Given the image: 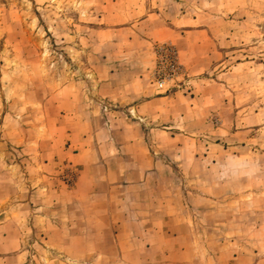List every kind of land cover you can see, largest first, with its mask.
Segmentation results:
<instances>
[{
  "label": "rangeland",
  "instance_id": "374dc122",
  "mask_svg": "<svg viewBox=\"0 0 264 264\" xmlns=\"http://www.w3.org/2000/svg\"><path fill=\"white\" fill-rule=\"evenodd\" d=\"M7 180L25 264H264V0H0Z\"/></svg>",
  "mask_w": 264,
  "mask_h": 264
},
{
  "label": "crops",
  "instance_id": "0c3cea01",
  "mask_svg": "<svg viewBox=\"0 0 264 264\" xmlns=\"http://www.w3.org/2000/svg\"><path fill=\"white\" fill-rule=\"evenodd\" d=\"M149 15L150 17L153 16V14H149ZM163 27H165L162 35L164 37L163 38L164 41H172L176 43L179 47V29H173L166 26ZM129 28H131V26ZM98 69L99 71L104 72L103 68L99 67ZM145 87L144 85H142L136 88L132 85V82L129 84H124V86L117 89L116 92L114 91L118 95V97H121L119 96V94L121 93L124 99L121 100V98H117L115 94H113V97H115L116 100L119 101L120 103H130L131 101L135 102L141 100L142 103L140 104V106H138V110L149 107L156 108V106H159L158 110L154 108L156 112V114H154L155 117L164 119L166 116L167 118H169L172 114V111H174V107L173 108L171 107L173 106V102L175 101V99L173 97L171 98L155 97L152 99H148L150 88H145ZM149 115H150L149 117L153 118L152 114ZM144 119H148V118L145 117ZM12 185H15V187ZM5 188H6L5 191L0 192V200L2 202L4 200L11 199L14 195L19 194L23 191L16 184H13L10 180L8 181V184L5 186ZM22 215L25 218H27L28 216L24 214ZM9 218L11 219V221L10 219H4L0 221V264H25L26 261L25 256L18 254V251L21 250L23 245L22 239L19 235L21 229L19 227L17 219L15 218L13 219V217H9ZM36 218L37 217H34L35 220ZM47 230L50 231L49 225L47 226ZM6 254H13V255L9 256ZM179 264H189V263L184 262L183 259H179Z\"/></svg>",
  "mask_w": 264,
  "mask_h": 264
},
{
  "label": "built area",
  "instance_id": "2783aa9c",
  "mask_svg": "<svg viewBox=\"0 0 264 264\" xmlns=\"http://www.w3.org/2000/svg\"><path fill=\"white\" fill-rule=\"evenodd\" d=\"M171 65H172L173 69L178 68V63H177V60H176L175 56H172V58H171ZM165 83H166V79L165 78L163 80L158 81V84H159L160 87H163Z\"/></svg>",
  "mask_w": 264,
  "mask_h": 264
}]
</instances>
